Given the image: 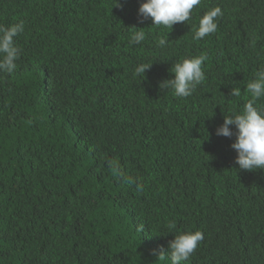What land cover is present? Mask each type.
Masks as SVG:
<instances>
[{
	"label": "trees",
	"instance_id": "obj_1",
	"mask_svg": "<svg viewBox=\"0 0 264 264\" xmlns=\"http://www.w3.org/2000/svg\"><path fill=\"white\" fill-rule=\"evenodd\" d=\"M143 2L0 0V26L24 24L17 68L0 71V264H171L169 241L195 231L181 264H264V171L215 134L264 66V0H202L172 29L141 23ZM214 7L217 31L194 40ZM201 54L191 96L159 89Z\"/></svg>",
	"mask_w": 264,
	"mask_h": 264
},
{
	"label": "clouds",
	"instance_id": "obj_2",
	"mask_svg": "<svg viewBox=\"0 0 264 264\" xmlns=\"http://www.w3.org/2000/svg\"><path fill=\"white\" fill-rule=\"evenodd\" d=\"M202 0H144L138 9L140 22L150 19L153 26L172 29L176 24H185L192 18L193 10L201 4ZM116 5H118L116 0ZM223 12L220 7L207 11L200 19L194 32L193 39L200 41L206 36L217 31V18ZM132 31L129 43L140 44L146 39V33L141 28H129ZM24 31L23 22L9 27L0 26V71L11 73L17 68L16 61L20 57L21 49L17 46L16 37ZM168 41L160 38L158 47H165ZM208 57L201 54L197 57L183 59L171 67L174 78L164 80L159 84V89H171L177 98H187L193 94L196 87L205 79L203 65ZM153 63L138 65L134 72L138 77L145 79V73L150 70ZM250 96L240 112L232 111L224 115L223 124L216 129L215 134L220 137L232 138L235 142L231 148L236 153L234 163L240 170L264 171V105L257 102L264 99V66L255 73V78L246 84L245 91ZM240 87L230 90L231 97L241 96ZM234 126L235 132L233 128ZM169 231L176 229L175 221H167ZM204 239L201 231L185 232L178 234L169 241L171 251V264H181L187 261L196 251ZM155 251V250H154ZM163 259L164 254L160 253Z\"/></svg>",
	"mask_w": 264,
	"mask_h": 264
}]
</instances>
